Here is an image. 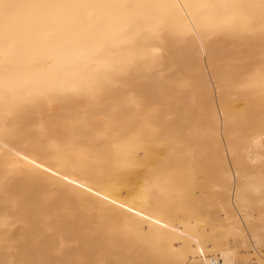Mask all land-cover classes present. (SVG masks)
<instances>
[{"label":"bare ground","instance_id":"bare-ground-1","mask_svg":"<svg viewBox=\"0 0 264 264\" xmlns=\"http://www.w3.org/2000/svg\"><path fill=\"white\" fill-rule=\"evenodd\" d=\"M261 221L264 0H0V264H264Z\"/></svg>","mask_w":264,"mask_h":264},{"label":"rangeland","instance_id":"rangeland-1","mask_svg":"<svg viewBox=\"0 0 264 264\" xmlns=\"http://www.w3.org/2000/svg\"><path fill=\"white\" fill-rule=\"evenodd\" d=\"M253 213L257 214V211L255 210ZM259 224L264 225V221L263 222L261 221Z\"/></svg>","mask_w":264,"mask_h":264}]
</instances>
